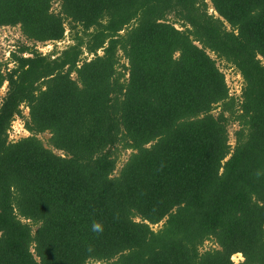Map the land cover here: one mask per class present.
I'll return each instance as SVG.
<instances>
[{
    "label": "trees",
    "instance_id": "trees-1",
    "mask_svg": "<svg viewBox=\"0 0 264 264\" xmlns=\"http://www.w3.org/2000/svg\"><path fill=\"white\" fill-rule=\"evenodd\" d=\"M53 4L0 0V264H264V0Z\"/></svg>",
    "mask_w": 264,
    "mask_h": 264
},
{
    "label": "rangeland",
    "instance_id": "rangeland-1",
    "mask_svg": "<svg viewBox=\"0 0 264 264\" xmlns=\"http://www.w3.org/2000/svg\"><path fill=\"white\" fill-rule=\"evenodd\" d=\"M54 4H53V10L58 12L59 8H60V0H53ZM212 12V11H211ZM25 43V40L20 32L19 28H3L2 30H0V57L5 61L8 59L10 52L18 50L19 45ZM72 44V40L70 37L69 32H67V36L66 39L63 41V43H59L58 46L55 47V45H48V46H44V45H40L39 46V51L43 52V53H50L51 51H53L55 48L58 51H62L64 50L67 46ZM122 63H126V61L123 59ZM13 66V65H12ZM219 67L220 69L227 75V82L230 83V89H231V93L232 94H238L240 93V89H241V77L239 78V75H236V71H234L233 69H227V67L224 66V64L219 63ZM239 81L238 86L235 88L233 85H235L237 82ZM233 84V85H232ZM7 92V84L4 86L3 89L0 90V102L1 99L4 97V95ZM217 112H219V110H217ZM216 112V113H217ZM24 114L27 116L28 115V110L25 109ZM13 129L14 131L11 133V139L12 140H19L21 138H25L29 136V133L25 130L23 122L19 119L16 120V122L13 125ZM230 129V143L231 145H235V132L238 131L239 127L236 123H233L229 126ZM15 132V133H14ZM46 144V147L50 148L47 143L49 141V139L51 138L49 134H45L42 135L40 137ZM130 153H127L126 155L122 156L120 163H119V169L123 166L124 163H126V161L129 158ZM155 229H158V227H156ZM214 245L212 243H209L206 245V249H210L213 248ZM235 263H241L243 262V258L242 256H235L233 258Z\"/></svg>",
    "mask_w": 264,
    "mask_h": 264
},
{
    "label": "built area",
    "instance_id": "built-area-1",
    "mask_svg": "<svg viewBox=\"0 0 264 264\" xmlns=\"http://www.w3.org/2000/svg\"><path fill=\"white\" fill-rule=\"evenodd\" d=\"M44 54L46 55V54H48V53H44ZM9 57H10V54H9ZM9 57H8V58H9ZM236 75H239V74L237 73ZM226 76H227V75H226ZM240 77H241V76L239 75V78H240ZM238 84H239V81H238L235 85H233V84H232V85L236 88V87L238 86ZM228 85H230L229 82H228ZM229 87H230V86H229ZM231 92H232V91H231ZM240 92H241V89H240ZM238 94H240V93H238ZM13 125H14V124H13ZM13 131H14V129H12V132H13ZM14 133H15V132H14Z\"/></svg>",
    "mask_w": 264,
    "mask_h": 264
},
{
    "label": "clouds",
    "instance_id": "clouds-1",
    "mask_svg": "<svg viewBox=\"0 0 264 264\" xmlns=\"http://www.w3.org/2000/svg\"><path fill=\"white\" fill-rule=\"evenodd\" d=\"M50 45V44H49ZM53 45V44H52ZM40 50V49H39ZM94 229H95V226H94Z\"/></svg>",
    "mask_w": 264,
    "mask_h": 264
}]
</instances>
